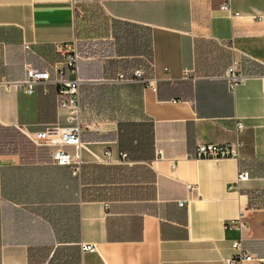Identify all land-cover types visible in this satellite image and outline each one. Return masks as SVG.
<instances>
[{
    "label": "crops",
    "instance_id": "crops-1",
    "mask_svg": "<svg viewBox=\"0 0 264 264\" xmlns=\"http://www.w3.org/2000/svg\"><path fill=\"white\" fill-rule=\"evenodd\" d=\"M72 40L81 140L114 160L82 150L78 176L41 142L66 125L55 85L5 84L28 65L55 77ZM232 59L245 78L230 91ZM262 76L264 0H0V264H222L235 239L264 257ZM236 118L238 158L192 156L233 140Z\"/></svg>",
    "mask_w": 264,
    "mask_h": 264
},
{
    "label": "built area",
    "instance_id": "built-area-1",
    "mask_svg": "<svg viewBox=\"0 0 264 264\" xmlns=\"http://www.w3.org/2000/svg\"><path fill=\"white\" fill-rule=\"evenodd\" d=\"M220 9L226 11L228 16L237 17L238 13L231 11L229 3L221 4ZM55 50L62 57L61 63L53 65L56 73L55 77H51L47 68H38L28 65L25 68V78L22 80L7 82L5 84L13 86L16 90L31 94L34 92L37 84L50 82L55 85L57 105L65 112L66 125H50L47 126L43 133L42 141L45 144L52 146L51 159L58 164H66L71 168V173L78 176L82 164L81 151H88L95 162L110 163L114 160L110 159L109 151L106 150L104 156L92 152L85 142L81 140V133L84 130V125L81 121L80 96L79 86L81 79L78 76V60L79 54L77 51L76 41L61 42L55 44ZM134 78L141 77V71L135 70ZM122 77V75H120ZM226 80L227 87L233 91L235 87L244 80L245 75L242 72L241 63L232 59L229 66L223 74ZM261 90L264 93V76L261 77ZM244 131L243 122L236 118L234 120V134L233 140L224 143H209L201 142L195 147L192 156L197 158H212L220 159L225 157L238 158L243 141L240 135ZM34 140H36L34 138ZM38 142V141H36ZM72 146L74 152L71 153L64 149V146ZM121 160L124 159L125 153H121ZM119 161V160H118ZM248 177L247 172L241 171L237 174V181L245 180ZM188 190L194 189V185L187 184ZM180 206L185 202L179 201ZM241 221L235 220L227 225L225 228L240 229ZM81 251H93L95 246L90 243H81ZM233 254L221 260L222 264H264V257L255 256L242 247L241 240L235 239L232 241ZM87 264V263H83ZM106 264V263H99Z\"/></svg>",
    "mask_w": 264,
    "mask_h": 264
}]
</instances>
